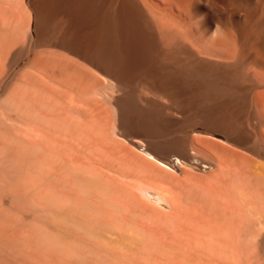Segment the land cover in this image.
I'll return each instance as SVG.
<instances>
[{
  "label": "bare ground",
  "instance_id": "1",
  "mask_svg": "<svg viewBox=\"0 0 264 264\" xmlns=\"http://www.w3.org/2000/svg\"><path fill=\"white\" fill-rule=\"evenodd\" d=\"M0 264H264V0H0Z\"/></svg>",
  "mask_w": 264,
  "mask_h": 264
}]
</instances>
